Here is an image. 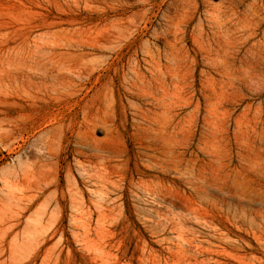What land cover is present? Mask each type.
Segmentation results:
<instances>
[{"label":"rangeland","instance_id":"obj_1","mask_svg":"<svg viewBox=\"0 0 264 264\" xmlns=\"http://www.w3.org/2000/svg\"><path fill=\"white\" fill-rule=\"evenodd\" d=\"M0 264H264V0H0Z\"/></svg>","mask_w":264,"mask_h":264},{"label":"bare ground","instance_id":"obj_2","mask_svg":"<svg viewBox=\"0 0 264 264\" xmlns=\"http://www.w3.org/2000/svg\"><path fill=\"white\" fill-rule=\"evenodd\" d=\"M52 76V75H51ZM77 100V99H76ZM79 103V102H78ZM70 105V104H69ZM71 105H72V103H71ZM70 105V106H71ZM75 105H76V102H75ZM67 107H68V105H67ZM72 107V106H71ZM73 107H74V105H73ZM70 109H72V108H70ZM62 113H63V111H62ZM62 115V114H61ZM78 128V127H77ZM75 133V132H74ZM90 136V135H89ZM75 142H76V145L78 144L80 147H90V141H89V139H88V137L85 135V134H81L79 137H77V139L75 140ZM84 162V161H83ZM102 185V184H101Z\"/></svg>","mask_w":264,"mask_h":264}]
</instances>
